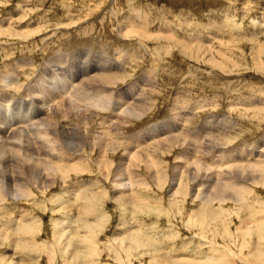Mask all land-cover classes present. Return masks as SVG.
Here are the masks:
<instances>
[{"label": "rangeland", "instance_id": "374dc122", "mask_svg": "<svg viewBox=\"0 0 264 264\" xmlns=\"http://www.w3.org/2000/svg\"><path fill=\"white\" fill-rule=\"evenodd\" d=\"M0 31L2 130L5 125L13 129L19 120L27 128L36 125L39 117L35 118L44 111L37 97L51 104V97L58 98L54 94L59 78L70 83L67 76L58 74L59 69L71 75L74 87L83 81L81 87L96 86L94 92L104 96L115 95L110 88H117V93L120 89L112 103L130 98L134 87H142L145 93L139 97L140 90L133 100L138 103L139 121L128 119L121 136L104 133L119 152L104 149L101 170L96 164L98 152L85 146L78 153L85 159L81 166L63 168L62 178L52 189L35 191L37 178L47 173L45 167L32 168L23 156L22 165L12 155L11 172H16L11 177L21 180L8 183L23 186L19 199L0 203V264H227L253 255L257 242L264 240V179L258 183L264 169L258 174L245 166L236 169L241 170L243 181L248 176L258 178L254 179L257 184L246 182L251 193L238 191L244 197L241 203L206 205L200 204L199 196H190L196 192H189L187 175L181 190L172 196L170 169L176 163L172 164L173 159L186 156L184 150L190 148L203 150L198 156L211 170L224 167L231 172H237L236 163L245 158L240 155V161H233V154L243 150L251 153L247 158L252 160L264 151V0H0ZM184 46L189 47L184 50ZM210 56L213 64L208 61ZM86 72L89 76L82 75ZM102 72L104 79L88 78ZM144 74L150 84L144 83ZM37 82L45 85L41 88ZM19 85L18 91L8 89ZM110 112L94 118L100 128L108 124ZM44 114L40 119H50ZM70 116L65 118L71 122L67 142L72 148L83 141L82 133L94 129L98 134L94 124L89 127L86 121L77 123ZM204 120L208 129H201V137L196 138ZM159 127L168 129L162 142L177 131L189 148H175L167 141L168 146L154 147L155 151L145 154L149 162L141 158L133 165L123 163L125 144L134 147L137 140L147 139L146 133H161ZM136 134L139 138H132ZM72 160L65 159L71 165L76 163ZM117 167L121 174L133 172V182L129 178L121 181L132 183L130 189H116L117 182L112 186L114 179L108 177ZM202 169L198 181L205 189L200 187L199 194L208 191L216 175V171ZM25 187L30 198H23ZM78 190L102 193L88 200ZM210 213L214 218H209ZM83 223L92 226L90 233Z\"/></svg>", "mask_w": 264, "mask_h": 264}, {"label": "bare ground", "instance_id": "6f19581e", "mask_svg": "<svg viewBox=\"0 0 264 264\" xmlns=\"http://www.w3.org/2000/svg\"><path fill=\"white\" fill-rule=\"evenodd\" d=\"M128 28L130 29V27H128ZM59 29H61V28H59ZM0 32H2V31H0ZM120 36L122 37L121 34H120ZM172 41H174V40H172ZM187 47H189V46H184L183 49L186 50ZM208 61H213V62H211V64H213L215 62V60L213 58H211V56L209 57ZM123 62H125V61H123ZM99 67L102 68L103 65L100 64ZM59 70H61L62 73L60 72L58 74H61L60 76L62 78H65V76H67L68 79H69L68 81L70 83L73 82V79L71 78V75L66 74L62 69H59ZM70 72H72V69H71V71H69L67 73H70ZM104 72L106 73L108 71H104ZM104 72H102L100 75H95V76L91 75L88 78L89 79H95L97 77H100V78L104 79V76H105ZM110 73L111 72H108L107 75H109ZM58 74H56V75H58ZM82 75L83 76H89L88 72H86V73H84ZM113 77L114 76H112L110 79H112ZM142 78H143L144 83L150 84L149 81H148L149 77H147L144 74L142 76ZM64 80L59 78V85H57V87H55L56 89H55L54 96H58L56 101H55V99L53 97H51V99H52L51 100V104H49L42 97H40V96L37 97L40 109L44 110V111H43V113L40 112L39 115L35 118V120H36L39 117L38 118L39 121H37L36 125L27 128L25 124L19 123L20 121H23V120H19L18 122L14 123L15 127L13 129L11 127L12 125H5L6 126L5 130L0 129V203L4 199H7V198L8 199H13V198L19 199L20 198V197H18V194H20V192H21L19 190V188H21L23 185L22 184H16L15 186H12L11 184L8 183V182L11 183V182H14V181L19 183V180H21V179H19V180L17 179V181H16L15 177H14L15 180H14V178L11 177V175L14 172H16V171H14V172L12 171L13 173L11 172L12 167H13V166L11 167V161H12L13 158H15V157L12 158L13 154H15L17 156V158L19 160L17 162H19V163L21 161H23V158H22V156H23L26 161H30L33 164L34 167H32V168L38 167L39 165L45 167V169H46L45 172H47V173L43 172L37 178V181L34 184L32 189H34L35 191H43L44 189H48V188L52 189L53 186L56 184L57 179L62 178L61 174H62V169L63 168L67 167V168L71 169V168H74V167H79V166H81L83 164V161L85 160L81 156V155H83V153H81V154H78V153L83 151L85 146H87L89 148V150L93 149V150H96L98 152V158L96 160V164H98V167H99L98 169L101 170L104 167L103 166V160H102V159H104L102 157L104 155L101 154L104 151V149L112 150L114 148L115 151L118 150L117 147H116V144H114L113 142L108 141L106 139L104 133L105 134L106 133L109 134V133H112V132H115V133L119 132V135L121 136L122 134H120V130H121L122 127H125L123 125H125L127 123L128 119L130 120L132 118V119L135 120L134 122L139 121V118L141 116L139 115V113L137 111V107L138 106L135 105V103H137V102L134 103L133 100H134V97L138 95V92L140 90H142V87H140V90H138L137 87L132 88L131 92L133 94H132V96L130 98H127L125 100H120V101H117L115 103H112L113 98L116 97V96L118 97L120 89H118V93H117L116 92L117 88H110V89H114L115 90V95L113 96L114 92H110L108 95L104 96V93H102V92H99V91H95L94 92V90L97 88L96 86L81 87L83 85V81H80V84H78V87L75 86L76 89H74L75 87L72 84H70V83L65 84ZM117 80L118 79H116V81ZM39 81H41V80H39ZM116 81L112 80V82H114L113 83L114 85H118ZM44 82H40V83L37 82V86L42 88L45 85ZM2 83H3V80L0 79V85H2ZM86 87H89V88L85 90ZM19 88H20V85L18 87L10 86L8 89L10 91H18ZM74 90H76V92H73ZM142 91L143 92H142V94L139 95V97L141 95L145 96L144 90H142ZM4 92L5 91H3V93ZM40 94H42V92H40ZM95 98H97L99 100L94 101ZM147 98L149 99V97H147ZM62 101H66V104H63ZM256 109L258 110L259 108H256ZM196 110H195V114H196ZM109 111H111L110 113H108L111 117L108 119V121L106 120L108 122V124H106L107 122L104 121L106 126L104 125V128H100L99 127L100 123H98V122L96 123V121H95L96 118L95 117L99 116L100 114H104L106 112H109ZM48 112H50V114ZM257 112H260V111H257ZM44 113L49 114L50 119L48 117H47L48 119H45L46 117L43 118V119L42 118L40 119L41 116L45 115ZM56 115H61L62 119L58 120ZM67 115H69V116L71 115V116L75 117L77 123L79 122V120L83 121V123H84V121H86L87 124H89V127L90 126L92 127L93 124H94V126H97L96 129L99 131V132H97L98 134L96 135V133L94 132L95 131L94 129H93L92 132L90 131L89 133H87V132L82 133L83 141H81L79 144L75 145L74 148H72L71 146H69L70 144L67 142V140L69 141L68 132L70 131V127H71V124H70L71 122L68 123L66 118H65ZM194 115H193V117H194ZM211 117H214V116H208L207 119H210ZM91 119H94V120L91 122ZM102 121H103V117H102ZM102 124H101V127H102ZM207 124L208 123L206 122V120H204V121H202L200 123V126H198L199 127V131L197 132L198 134L196 135V138H198V137L200 138L201 137V134L203 133L201 129H203V128L208 129L207 126H206ZM27 126H28V124H27ZM76 126H79V125L76 124ZM18 127H20V130H18ZM106 127H107V129H106ZM182 127L185 128L183 125H182ZM172 128L174 129L175 127H172ZM183 128H181V126H180V129H183ZM82 129H83V127H82ZM85 129H87V128H85ZM150 129H151V127H150ZM166 130H168V129H166V128L164 129L163 127H159L158 128V132L160 131L161 133H156L155 131L150 132V133H146L145 136L147 137V139L145 141H143V142H142L143 138L141 140H137L133 144L134 147L124 143L125 145H127V148L125 149V152L121 153L122 154V158L124 160H126L123 163H127V162L129 163L130 162V164H128L127 166L133 165L136 161H140L141 158H142V161L145 162L146 161L145 160L146 159V157H145L146 153L148 154L150 152H153L151 150H154V147L155 148H159V147L161 148V147H164V146H168V145L164 144L167 141H168L169 144L172 145V147H175V148H178L176 146H181V148H185V146H188V148H189L190 144L187 141V139L184 138V137L180 138L179 132H177L175 130L174 131H175L176 134H174L173 136L172 135L169 136V138L167 136V140H164L165 142H162L164 137H165L164 134H166ZM170 130H171V128H170ZM205 134H207V133L205 132ZM162 136H164V137H162ZM214 136H216V135H214ZM107 137H109V136H107ZM118 138H120V137H118ZM132 138L137 139V138H139V135L136 134ZM160 138H162V141L160 140ZM109 139H110V137H109ZM112 139L113 138H111V140ZM120 139H122V138H120ZM109 143H111V146H109ZM201 143H202V141H201ZM117 144H120V143H117ZM140 144H142L144 147L143 148L139 147ZM199 144H200V141H199ZM120 145H118V146H120ZM122 145H123V143H122ZM67 146H69V147H67ZM209 149H210V147H209ZM120 150H121V148H120ZM163 150L164 149H162V151ZM170 150H172V149H170ZM184 151L186 153V156H180L181 154L177 152V154H180L179 155L180 157L179 156L177 158L175 157L173 159V161H172V164H174L176 162L174 167H173V170L170 169V171H172L170 176H171V180H172V183H173L171 189H173L172 191H174L172 193V196L177 194V190L178 189H179V191L181 190L182 180L184 179L185 175H187V177L189 178V181H190V185L189 184H187V185L190 186L188 188H191V190H189V192L190 191L191 192L192 191L196 192L193 196L191 194H190V196L191 197L199 196L198 197L199 198V202L202 205H206V204L211 203V202L213 203L214 201H219L221 203L225 202V201H233V203L234 202L235 203L236 202L241 203L243 196L238 194V191H243L245 194L251 193L249 191L248 185H246V182L247 183L251 182L252 185L253 184H257L256 181L254 182V179H258V178H250L248 176L243 181L242 178H244V176H242V178L240 177V175L242 174L241 170H239L240 172H238L236 169L239 168V167H240V169H242L241 167L243 166V168H244V166H245L250 171L254 170L255 174L256 173L258 174L260 169H262V170L264 169L263 168L264 167V160H263L264 159V155L262 154L264 151L262 153H259L258 155H254L252 160H248L247 157H250L251 153L247 154V152L242 150L241 153H239L237 155L233 154L234 156L231 158L233 161H240V159H239L240 155H243L245 157L242 160L244 162L241 161L240 163H236V165H235L236 168H234V169L239 173V175L237 174V172H234L232 170L233 168H231V170H232V172H231L230 169L224 168L223 165L220 164V166L222 165L223 168H216V169H212V170L216 171V172H219V171L220 172L223 171V172L222 173H218V174L215 172V174L217 176L214 175V180H215L214 183L213 182H211V184L208 183L209 184L208 185V189H207L208 191H205L206 194L205 193L199 194L198 193L199 192V188L202 187V189H205V187H204V185H199V181H198L199 173L198 172L200 170L203 171L202 167H205L206 172L212 171L211 167H209L210 164L209 165L205 164L206 160H203L201 157H199V156L202 155V151H203V150L201 151V148H200V150H197L195 152H193V150L191 148L187 149V150H184ZM118 152H119V150H118ZM177 154H176V156H177ZM66 155H69V156H66ZM197 156L199 158H196ZM231 156H232V154H231ZM65 159H74V160H76L75 161L76 163L71 165L68 162H66ZM74 160H72V161H74ZM144 162H142V163H144ZM146 162H149V161H146ZM159 162H160V160H159ZM227 163H229V159H228ZM179 164H182V165H179ZM183 164H185V165H183ZM22 165H24V164L22 163ZM29 165H31V164L29 163ZM229 165H226V166H229ZM191 166H192V168H189ZM220 166H218V167H220ZM231 166H232V164H231ZM100 167H102V168H100ZM119 167H123V166L121 165ZM119 167H117L118 170H116L115 173H113L109 177L107 176L108 174L106 176L108 177V179L110 177L114 179L113 183H112V186L116 182L118 183V186L114 185L116 189H120V191L121 190L124 191V189H126V190L130 189V187H131L130 185L132 183L131 184H129L127 182L126 183H122L121 181H125L126 178H129L128 180L131 181L133 179V175H132L133 172L127 173L128 170L126 169L127 172L124 171L125 173L123 172L121 174V169H119ZM252 168H254V169H252ZM98 173L100 174V171H98ZM243 173H245V172L243 171ZM200 174H201V172H200ZM259 174H260V177L258 179V181H259L258 183H261V181H263V179H264V175L261 172ZM102 175H103V178H104L105 177L104 173ZM202 175H203V173H202ZM235 175H238L239 178L242 179V181L239 180L238 176L236 177ZM243 175H245V174H243ZM246 175H248L247 172H246ZM99 177H100V175H99ZM154 177H156V176L154 175ZM216 177H217V179H216ZM139 178H141V177H139ZM148 178H149V176H148ZM204 178L207 179V177H204ZM208 180H209V178L206 181H208ZM203 181H204V179H203ZM222 181H225V183H222ZM132 182H133V180H132ZM142 182H144V181H142ZM154 182H155V180H154ZM176 185H177V187H176ZM81 188H83V187H81ZM68 189H69V187H68ZM27 191H29V190L25 187V190H24V193H23V196H24L23 198H26V197L30 198L29 194H26ZM53 191H55V190H53ZM76 191L77 190H74V189L71 190V192L74 195H75ZM100 191L97 190L96 192H92L91 191L90 193H88L85 190H78V192L80 193L79 196L81 198H85V199H88V200H91L92 198L100 197V193L104 192V190H102V192H100ZM235 191H236L237 194L235 193ZM201 192H203V191H201ZM124 197H126V196H124ZM60 198H62V197H60ZM64 198H65V196H64ZM122 200H123V198H122ZM83 207L85 208V206H83ZM86 207H87V205H86ZM87 208H85V209H87ZM208 216H209V218H214V215L212 213L208 214ZM83 224L86 227L85 229L87 230V233H90L91 232L90 227H92V226H89L86 223H83ZM260 224L261 223H258L257 225H260ZM95 227H93V229ZM24 229H26V228H24ZM73 231H75V230H73ZM125 232L129 233V230H125ZM73 233L75 234V232H73ZM130 235H131V233H130ZM262 242H264V240H262ZM262 242H257V248H256L255 252L253 253V255L251 257H249V259L231 260L227 264H264V243H262ZM242 245H244V244H242ZM76 247H75V249H76ZM74 253H75V251H74ZM181 255H184V253H180L179 256H181ZM43 256H45V255L43 254ZM74 256H75V254H74Z\"/></svg>", "mask_w": 264, "mask_h": 264}]
</instances>
